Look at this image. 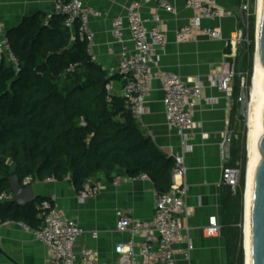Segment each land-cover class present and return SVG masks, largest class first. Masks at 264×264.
Masks as SVG:
<instances>
[{"label":"trees","instance_id":"1","mask_svg":"<svg viewBox=\"0 0 264 264\" xmlns=\"http://www.w3.org/2000/svg\"><path fill=\"white\" fill-rule=\"evenodd\" d=\"M251 0L249 44L239 52L231 127L236 138L232 163L241 167L236 191L223 186V228L228 264H245L243 211L247 174V122L239 118L242 90L249 95L253 76L256 16ZM20 59L18 70L0 60V198L12 194L10 177L21 182L71 177L77 191L91 178L113 180L119 170L129 177L147 174L158 193L172 185L174 157L145 135L122 94L109 93V78L89 51L87 41L72 40L61 14L41 13L7 31ZM78 63L73 72L67 71ZM121 79L119 75L113 80ZM244 79V86L242 81ZM9 160L13 165L7 163ZM49 197L19 206L0 199V221H22L33 229ZM54 202V201H53Z\"/></svg>","mask_w":264,"mask_h":264},{"label":"crops","instance_id":"2","mask_svg":"<svg viewBox=\"0 0 264 264\" xmlns=\"http://www.w3.org/2000/svg\"><path fill=\"white\" fill-rule=\"evenodd\" d=\"M83 1L103 13L101 18L90 20V27L95 33L91 54L107 73L118 65L124 53L134 50L126 21L129 9L139 3L141 14L149 20V28L155 26V15L163 20L167 42L161 59L162 69L184 79L199 78L203 81V96L212 102L201 100L194 110L197 127L191 135L192 149L185 154L190 213L182 218L186 232L175 248L179 264H228L225 237L223 234L210 236L204 228L212 217L223 225L224 184L220 142L231 121L235 103L234 85L232 95H228L211 83L208 77L220 73L230 57H238L242 50L227 42L239 28L244 27L239 17L242 1L214 0L227 14L220 18L203 19L201 28L186 42H179L176 37L177 31L196 17V12L187 7L186 0H169L176 9L175 13L167 12L155 0ZM41 13H55L54 0H0V23L5 34L24 19ZM119 17L126 25L121 40L113 34V22ZM206 27L217 29L221 39L207 37L202 31ZM114 85L115 92L121 94L122 81L115 79ZM163 99L162 82L156 79L146 99L147 112L137 121L143 133L151 137L162 152L175 157L182 152L181 138L167 125ZM205 134L209 137L205 138ZM116 175L122 180L118 185L113 183L114 179L91 178L89 181H102L104 188L84 201L80 199V192L70 176L63 180L47 178L33 183L38 197L51 198L84 228L85 232L75 245L77 253L91 250L96 259L105 264H113L118 259L117 244L132 240L130 233L118 231L116 212L125 209L138 219H152L158 193L150 178L126 180L129 176L124 170H119ZM93 233H97V237ZM141 241L139 236L134 239L137 245ZM189 243L194 248L187 260L184 253ZM0 264H49L48 249L34 237L32 231L18 223L3 224L0 226Z\"/></svg>","mask_w":264,"mask_h":264},{"label":"built area","instance_id":"3","mask_svg":"<svg viewBox=\"0 0 264 264\" xmlns=\"http://www.w3.org/2000/svg\"><path fill=\"white\" fill-rule=\"evenodd\" d=\"M160 7L169 13H175L176 9L169 0H155ZM241 11L246 14V19L251 16V0H241ZM55 13L65 17V24L72 32V40L79 38L87 41L91 52L95 33L90 27L93 17L101 18L103 13L89 5L83 0H54ZM188 8L196 12V17L182 26L176 34L179 42L189 41L201 28L203 19H215L227 13L220 8L214 0H186ZM259 13V9L257 11ZM155 26L148 27L149 20L141 14L140 4H134L128 11L127 29L134 41V50L124 53L117 66L107 73L109 82L106 89L109 93L115 91L113 77L119 75L122 81L121 94L129 106L132 116L138 120L147 112L146 99L152 89L153 82L160 79L164 90L163 105L168 127L177 132L181 138L182 152L175 155L172 170V185L167 192L157 193L155 197V215L152 219H138L125 209L116 212L118 219L117 229L120 232L130 233V242H121L116 245L118 259L113 264H179L175 246L185 236L186 227L183 217H187L190 209L187 203L188 186L186 176L188 167L185 154L191 151L190 144L192 131L197 127L194 120V110L199 101L210 99L203 96V81L197 79H184L161 67V59L166 46V31L163 20L159 15L153 18ZM126 29L125 21L119 17L113 22V34L121 40ZM203 33L210 39H221L217 29L209 27L202 28ZM228 45L232 43L236 47L249 44L244 27L239 28L236 34L229 39ZM6 59L17 70L20 65L18 55L13 51L10 41L3 32L0 23V60ZM78 63H73L67 71L73 72ZM239 72L237 56H231L225 63L220 73L210 75L208 80L214 83L221 91L232 95L233 85ZM244 86V83H242ZM241 102V95L238 98ZM209 135L205 134V138ZM236 138L231 124L227 126L222 134L220 149L222 156V179L223 184L236 191L241 179V167L232 163V147ZM147 174L129 177L126 180H145ZM48 180H55L48 178ZM32 177H27L24 185L31 184ZM121 177L115 176L113 183L118 185ZM102 181H88L84 189L79 193L80 199H85L102 191ZM1 200H13V194L2 195ZM43 211L39 214L41 225L33 229L22 221H0L3 224L18 223L26 230L32 231L34 237L42 242L48 249L49 264H105L98 261L91 250L77 253L75 245L85 232L79 222L56 205L53 201H45L42 205ZM242 226V225H241ZM223 225L216 217L209 220L204 232L210 236L222 234ZM97 233H93L97 237ZM141 237L139 245L134 242L136 237ZM194 246L189 243L184 253L185 259L189 260Z\"/></svg>","mask_w":264,"mask_h":264},{"label":"water","instance_id":"4","mask_svg":"<svg viewBox=\"0 0 264 264\" xmlns=\"http://www.w3.org/2000/svg\"><path fill=\"white\" fill-rule=\"evenodd\" d=\"M247 34L248 26L246 14L242 10L239 14ZM260 25L258 23L256 58L258 57L264 69V0L262 2ZM243 51V50H242ZM259 85L264 94V71L260 73ZM250 93L247 95L243 89L241 92V103L239 109V118L247 122L250 107ZM261 119L264 126V108L261 113ZM248 140V135H247ZM248 169V168H247ZM247 175L246 174V191L247 192ZM11 192L14 202L19 206H26L34 203L38 196L35 193L34 184L24 185L18 175L10 177ZM245 236V233H244ZM245 238V237H244ZM250 239H251V264H264V133L258 139L253 164L252 176V197H251V223H250Z\"/></svg>","mask_w":264,"mask_h":264},{"label":"bare ground","instance_id":"5","mask_svg":"<svg viewBox=\"0 0 264 264\" xmlns=\"http://www.w3.org/2000/svg\"><path fill=\"white\" fill-rule=\"evenodd\" d=\"M263 0H259L258 9L259 17L261 16ZM260 25V18H259ZM264 71L258 57L255 60L253 77L250 89V107L248 116V175H247V192H246V219H245V249H246V264H251V239H250V223H251V197H252V176H253V164L254 154L258 139L264 133V126L261 119V113L264 108V94L262 93L259 85L260 73Z\"/></svg>","mask_w":264,"mask_h":264},{"label":"rangeland","instance_id":"6","mask_svg":"<svg viewBox=\"0 0 264 264\" xmlns=\"http://www.w3.org/2000/svg\"><path fill=\"white\" fill-rule=\"evenodd\" d=\"M258 2H259V0H256V2H255V4H254V9H255V16H256V29H255V33H256V37H255V52H254V56H253V69H254V64H255V57H256V47H257V34H258V23H259V13H257V11H258ZM247 45H248V43H247ZM252 73H253V71H252ZM253 77V76H252ZM243 81H244V79H243ZM251 82H252V80H251ZM250 89H251V87H250ZM247 127H248V123H247ZM7 163H9V164H11V165H13V163L11 162V161H9V160H5ZM247 165H248V162H247ZM248 168V167H247ZM245 191H246V189H245ZM245 201H246V199H245V192H244V211H243V223H242V229H243V236H244V232H245V219H246V205H245ZM245 237V236H244ZM244 251H245V264H246V260H247V257H246V249H245V238H244Z\"/></svg>","mask_w":264,"mask_h":264}]
</instances>
